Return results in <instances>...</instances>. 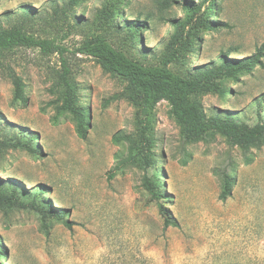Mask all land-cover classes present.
<instances>
[{
  "label": "rangeland",
  "instance_id": "1",
  "mask_svg": "<svg viewBox=\"0 0 264 264\" xmlns=\"http://www.w3.org/2000/svg\"><path fill=\"white\" fill-rule=\"evenodd\" d=\"M104 1L0 0V29L22 26L65 48L77 103L86 109L88 123L85 138L78 136L70 116L51 123L58 95L50 88L61 70L60 54L24 46L5 52L0 143L21 133L35 135L37 153L0 144V184L14 180L26 193L41 190L44 201L65 218L43 226L33 211L0 208V249L6 255L1 264H264V142L243 149L219 132L185 141L170 104L159 101L153 110L156 147L151 158L154 170L163 175L161 203L178 226L164 227L144 190L143 169L127 165L113 172L117 155L127 157V149L112 137L134 132L138 107L122 96L123 80L75 49L84 38L102 34L142 62L155 63L174 30L171 20L185 11L183 0L168 5L124 0L106 21L99 16ZM189 2L201 4L204 18L215 28L198 30L193 52L179 66L185 74L217 63L223 55L251 56L264 45V0ZM124 21L142 24L134 47L116 33ZM261 61L228 82L225 95L197 96L205 116L264 123V55ZM13 76L21 82L20 100H14ZM224 171L235 183L231 195L220 200Z\"/></svg>",
  "mask_w": 264,
  "mask_h": 264
},
{
  "label": "trees",
  "instance_id": "2",
  "mask_svg": "<svg viewBox=\"0 0 264 264\" xmlns=\"http://www.w3.org/2000/svg\"><path fill=\"white\" fill-rule=\"evenodd\" d=\"M78 1L71 0L73 4ZM123 1L105 0L99 11L100 19L107 21L115 15ZM183 1L182 7L185 14L180 19L171 20L174 30L155 63L142 62L131 55L129 49L114 46L112 41L102 34L84 38L75 49L77 53L93 58L104 72L126 83L122 96L136 104L138 112L134 132L118 133L112 137L116 145L126 144L127 149V157L120 158L117 155L118 162L113 167V172H121L127 165H134L145 171L144 190L150 196L151 202L157 205L164 218V227L178 226V223L167 215L161 203L164 195L160 193V177L163 175L154 170L151 158L152 149L156 147V140L152 135L153 110L159 101L165 100L170 104L174 118L183 126L181 135L185 141L219 132L227 136L230 145L240 146L243 149L252 143L264 142L262 121L249 125L231 117H206L197 100V96L204 93H215L220 96L228 93V82L237 81L242 73H250L255 67L262 65L264 45L251 56L236 59L223 55L217 63L202 66L190 74H185L179 66L183 65L185 55L193 52L198 30H212L215 24L207 17L204 18L201 4L193 6L189 0ZM176 2L177 0H162L161 4L168 5ZM207 6L209 10L213 7V3ZM23 12L25 16L30 13L27 9ZM136 22L124 21L117 28L118 30L115 27L117 35L130 43L131 47L139 42V32L142 30V24ZM20 46L40 47L47 54L61 55V70L50 88L52 94L58 95L51 123L57 125L65 116H70L75 123L78 136L85 138L88 126L86 109L77 103L78 89L73 79L71 66L63 57L65 48L47 39L35 37L26 32L22 26L13 25L10 28L0 29V62L5 52ZM12 78L15 87L14 100H20L22 99L21 82L14 76ZM35 140V135L27 136L21 133L18 137L3 140L0 144L36 154ZM234 183L235 180L229 172H222L220 200H225L231 195ZM18 186L19 184L14 180L0 184V208L33 211L40 217L43 226L52 220L65 218L63 211L60 212L44 201L42 198L44 192L37 190L26 193ZM64 223L70 226L68 221ZM5 256V252L0 249V260Z\"/></svg>",
  "mask_w": 264,
  "mask_h": 264
}]
</instances>
